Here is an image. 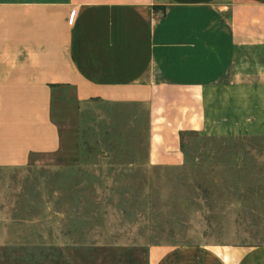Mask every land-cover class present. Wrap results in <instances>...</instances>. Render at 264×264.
Returning a JSON list of instances; mask_svg holds the SVG:
<instances>
[{"label": "crops", "instance_id": "1", "mask_svg": "<svg viewBox=\"0 0 264 264\" xmlns=\"http://www.w3.org/2000/svg\"><path fill=\"white\" fill-rule=\"evenodd\" d=\"M63 87L146 104L154 164L183 163L184 131L264 136V0H0V167L60 149ZM150 258L264 264V246L161 244Z\"/></svg>", "mask_w": 264, "mask_h": 264}, {"label": "rangeland", "instance_id": "2", "mask_svg": "<svg viewBox=\"0 0 264 264\" xmlns=\"http://www.w3.org/2000/svg\"><path fill=\"white\" fill-rule=\"evenodd\" d=\"M52 116L57 152L0 167V264H151L152 245L264 246V136L184 131L183 163L159 165L146 104L81 103L63 87Z\"/></svg>", "mask_w": 264, "mask_h": 264}, {"label": "built area", "instance_id": "3", "mask_svg": "<svg viewBox=\"0 0 264 264\" xmlns=\"http://www.w3.org/2000/svg\"><path fill=\"white\" fill-rule=\"evenodd\" d=\"M75 13H76V10H74L73 12H72V16H71V21L73 22V19H74V15H75Z\"/></svg>", "mask_w": 264, "mask_h": 264}]
</instances>
